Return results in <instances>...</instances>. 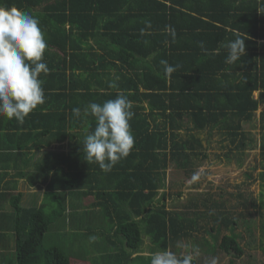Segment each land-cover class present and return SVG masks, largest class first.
Listing matches in <instances>:
<instances>
[{
  "label": "trees",
  "instance_id": "1",
  "mask_svg": "<svg viewBox=\"0 0 264 264\" xmlns=\"http://www.w3.org/2000/svg\"><path fill=\"white\" fill-rule=\"evenodd\" d=\"M39 1L2 0V4L23 10L24 5ZM46 1L43 12L32 13L39 19L47 43L44 54L50 72L40 76L44 75L49 89H54L56 79L63 81L58 87L65 89L64 119L68 115L71 128L83 130L73 145L72 156L65 160L72 161L74 169L68 174L73 177L68 184H79L81 198L97 199L96 206L91 203L88 212L99 224L93 229L88 225L87 231L103 235L108 227L106 217L113 214L117 230L132 247L138 244L142 233L149 236L157 250L169 247L173 250L180 241L208 232L218 242L217 250L241 257L244 250L238 239L242 237L221 235L222 228L234 229L240 224L239 218L244 220V212L264 208L263 192L256 200L252 194L245 198L238 191L235 216L223 200L196 192L198 183L190 185L195 192H189L183 200L178 199L183 191H176L180 203L167 206L166 201L173 197L168 189L172 190L176 181L166 183V171L172 165L191 173L195 159L201 153L206 156L194 132L216 129L238 152L251 148L255 140L242 123L253 121L262 106L258 118L262 169L258 176L264 185V14L257 11L264 0ZM167 1L183 8L168 5ZM174 12L178 13L176 17ZM170 13V25H160ZM177 17L185 22L184 17H189V24L177 25L174 21ZM145 21H151V28L142 36L140 30L146 27ZM166 26L175 35L183 33L185 43L173 46L165 59L170 65H179L170 78L164 74L159 59L162 52L166 53L163 43L175 39V35L167 33ZM236 32L247 38L246 54L229 65L224 62L227 49L222 45L235 39ZM151 39L161 44L150 48L145 41ZM196 42L197 46L189 44ZM217 48L219 54L212 55ZM153 52L160 54L153 65L151 61L145 63ZM141 57L143 62L139 60ZM113 80L118 87H109ZM119 92L133 101L135 115L129 123L135 143L126 158L105 172L97 163L87 161L83 151V140L94 130L95 118L78 120L71 109L83 110L91 102L103 103ZM247 177L251 178V174ZM61 212L53 210L48 221L41 207L25 210L26 230L18 239V264H37L41 260L46 264H71L69 255L60 247L44 243L48 224ZM136 217L140 218L135 220ZM260 243L264 248V221Z\"/></svg>",
  "mask_w": 264,
  "mask_h": 264
},
{
  "label": "crops",
  "instance_id": "2",
  "mask_svg": "<svg viewBox=\"0 0 264 264\" xmlns=\"http://www.w3.org/2000/svg\"><path fill=\"white\" fill-rule=\"evenodd\" d=\"M46 2V0H40L32 5H24L23 11L30 14L41 13ZM166 3L172 4L168 1ZM0 4H2V0H0ZM172 6L183 8L178 4H172ZM177 14L174 12V17ZM170 15L171 13L160 25H170ZM184 18L186 22L181 17L175 18L174 21L177 22V25H188L189 17ZM39 26L41 27V25ZM221 26L226 27L225 25ZM229 29L230 27H227V30ZM186 30L185 28L182 32ZM174 37L172 42L163 43L162 46L166 48V53L159 54V59L165 60L169 57L173 46H184L183 33L180 32ZM147 44L150 48H154L161 43L157 39H151ZM189 44L197 46L198 42ZM98 53L102 52L98 51ZM156 54L157 52L149 54L144 62L151 61L150 64L153 65L154 58L159 56ZM139 60L142 61V57ZM44 62L46 64L48 62L45 54ZM57 72L60 71L55 73ZM217 75L220 76V73L218 72ZM40 78L44 81L43 88L46 98L43 105H39L33 110L23 123H19L14 118L9 120L6 116H0V264H18V239L23 237L26 230V226L23 228L25 210L32 211L48 205L56 206L62 212L56 217L54 225L52 223L53 226L45 232V245L51 244L59 247L57 240L62 239V241L70 240L72 245L80 247V245H86L83 240L91 239L86 256L81 258L75 251L73 259H70L71 264H109L108 261L111 260L114 264H148L150 254L157 250L156 246L150 242L149 236L142 233L138 244L132 247L126 240V236L124 237L117 230L113 214L106 217L108 227L101 233L103 235H98L99 232L96 231H87L88 225L93 229L95 225L99 224L98 220L88 212L91 203L96 206L97 199L89 201L91 196L81 198L79 184H68V180L73 178L68 177V174L73 173L74 169L73 162L65 160L66 157L72 156L73 145L81 138L82 135L79 133L83 130L71 128L68 115L64 119L66 100L62 91L65 89L60 90L58 87L63 84V81L58 82L56 79L54 89H49V86L46 87L44 75ZM51 81L54 83L53 80ZM254 96L257 97V92L254 93ZM262 108V106L258 108L260 112ZM66 113H68V109ZM75 171L78 172V170ZM139 218L136 217L135 220ZM199 235H202L197 239L199 242H201V238H206L204 235L211 236L208 232L199 233ZM197 240L193 238L192 244H185L183 247L178 246L177 243L176 249L173 250L177 255L182 254L183 251L192 252L194 264H213V261L215 264H219L225 260L228 261V264H235V255L226 254L221 249L226 256L225 260L220 256L218 259V254L214 256L213 253L209 259L199 256V246H212H209L208 241L205 245L198 244ZM108 243L111 244V247L106 246ZM217 244L218 242L214 241V247ZM79 249L76 248V250ZM214 249L216 253H219L216 248ZM36 258L39 259V253ZM37 264H46V261L41 260Z\"/></svg>",
  "mask_w": 264,
  "mask_h": 264
},
{
  "label": "clouds",
  "instance_id": "3",
  "mask_svg": "<svg viewBox=\"0 0 264 264\" xmlns=\"http://www.w3.org/2000/svg\"><path fill=\"white\" fill-rule=\"evenodd\" d=\"M257 11L264 14V4ZM145 26L140 30L142 36L151 28V21H145ZM165 30L175 35L170 26ZM246 39L236 32L235 39L222 45L227 49L226 64H235L246 54ZM46 47L37 17L15 6L0 4V116L23 123L33 110L45 103L44 81L40 75L50 72L44 62ZM219 51V48L214 49L212 55ZM160 64L169 78L179 67L163 59ZM109 87L116 88L118 84L113 80ZM132 109L133 101L123 92L103 103L91 102L83 110L80 107L71 109L72 116L78 120L88 116L96 120L94 130L83 140L87 161L97 163L101 170L108 172L130 154L135 143L129 123L135 115ZM149 259L150 264H194L192 252L177 255L167 248L152 252Z\"/></svg>",
  "mask_w": 264,
  "mask_h": 264
},
{
  "label": "rangeland",
  "instance_id": "4",
  "mask_svg": "<svg viewBox=\"0 0 264 264\" xmlns=\"http://www.w3.org/2000/svg\"><path fill=\"white\" fill-rule=\"evenodd\" d=\"M259 109L256 111V116L251 122L242 123L243 129L250 133V136L255 140V143L251 148L244 150L243 152H238L234 149L233 144H230L228 139H224L225 136L223 133L214 130H203L200 132H194L201 140L203 150L206 154L204 157L202 153L199 155L198 159H195V166L193 171L184 173L181 170H177L174 166H170L166 171V183L167 181H176L174 188L168 189V192L171 191L172 198H169L167 206H170L171 203L179 204L180 200H183L188 197L189 192H195L193 188H189L190 185L199 184V189L196 192H202V195L206 198H216L221 199L225 203V207L229 208L235 216V204L239 201L236 196L238 191L244 194V197L247 198L250 194L256 200H259L260 193L264 194V185L259 178V172L262 169V162L259 157L258 144L260 141V128L258 122V113ZM185 135V132H181ZM223 137V139H222ZM220 139L221 142H220ZM225 140V141H223ZM230 149L232 150L230 152ZM247 174H251V178L247 177ZM170 183V182H169ZM181 186V188H180ZM183 191V196L181 198H176V191ZM167 190V189H165ZM93 198L90 197L89 201H92ZM58 209L56 206L44 207V213L46 219L49 221L53 215L52 211ZM239 212V211H238ZM237 212V213H238ZM244 220L239 218L240 224L234 229L222 228L221 234H236L241 236L239 238V243L241 244L244 252L241 257L235 258V264H264V248L261 246V225L264 221V208L253 209L250 212L243 213ZM54 222L48 224V230L50 229ZM192 239H185L179 242L177 245L183 247L185 244H190L193 241V238H200L202 235H193ZM205 239L209 242V246H204L206 243L203 238L200 239L204 247L199 246V256H203L207 259L213 255L218 254L224 260L226 259L225 254L219 249L218 252H215L216 247H214V240L209 235H204ZM86 245L77 246L71 244L70 240L62 241V239L57 240L58 246L64 253L69 255L70 259H73L74 252L76 251L81 257L84 258L87 254V248L90 245L89 238L83 240ZM250 241V242H249ZM192 244V243H191ZM106 246L111 247V244ZM76 248H80L76 250ZM186 253V251H183ZM230 257V256H229ZM88 258V257H86ZM109 264H114V262L108 261ZM228 261L219 262V264H228Z\"/></svg>",
  "mask_w": 264,
  "mask_h": 264
}]
</instances>
